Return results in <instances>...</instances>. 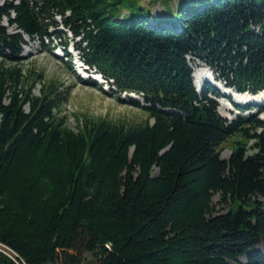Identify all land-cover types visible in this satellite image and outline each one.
I'll return each mask as SVG.
<instances>
[{"label":"trees","instance_id":"obj_1","mask_svg":"<svg viewBox=\"0 0 264 264\" xmlns=\"http://www.w3.org/2000/svg\"><path fill=\"white\" fill-rule=\"evenodd\" d=\"M3 2L0 264H264V122L249 114L264 108L227 97L239 114L220 117L223 96L195 90L187 59L236 93L264 91V0L180 2L164 21L118 18L112 0ZM25 39L50 54L72 42L108 90L59 59L76 81L146 120L69 129L72 86L23 69Z\"/></svg>","mask_w":264,"mask_h":264},{"label":"rangeland","instance_id":"obj_2","mask_svg":"<svg viewBox=\"0 0 264 264\" xmlns=\"http://www.w3.org/2000/svg\"><path fill=\"white\" fill-rule=\"evenodd\" d=\"M117 2V11L116 16L118 18H127L130 16H141L147 18L148 15L151 16V19L154 21H164L169 20L170 17L177 16V7L180 2L188 5L190 0H112ZM3 0H0V8L3 6ZM163 16H162V15ZM124 16V17H123ZM57 22L60 23L59 19ZM2 25L8 27L7 21L4 19ZM61 30V27H59ZM9 32H13L12 28H9ZM70 38V35L67 34L65 39L62 41H67ZM26 45L22 47L21 57L24 59L22 67L25 70H35L40 71L44 75L45 81H54L57 85L61 87L72 86V90L68 101L65 105L62 106L60 114L58 116L65 117V125L73 130H77V125H82L85 121H96L98 119H105L112 123H125V124H137L142 123L146 120L147 116L144 112L133 108L129 105L119 104L114 97H106L98 91L97 88L90 87L78 83L73 77L70 69L66 67L59 59L61 50H56L53 53L46 51L38 41H29L25 39ZM58 44V41L54 45ZM58 56H57V55ZM190 66L192 68V73L197 71H206L211 75V70L204 64L195 61L192 62L191 58H187ZM64 61L68 60L63 58ZM70 68H72V63L69 62ZM210 70V71H208ZM79 75L76 71H74ZM83 76H91L89 72L81 73ZM213 76V74H212ZM90 78V77H87ZM86 78V79H87ZM214 78V76H213ZM85 80V79H83ZM215 82H217L214 79ZM220 82V81H219ZM217 82L216 84L213 81L203 82L200 87L205 88L206 86L214 87L217 91L223 92L221 87L225 86L222 82ZM39 86H37V89ZM37 89L34 91L35 94H38ZM102 89H108V85L102 84ZM198 89V88H197ZM232 91V90H231ZM232 93H235L234 91ZM228 94L233 96V94ZM263 94V93H261ZM125 94L121 95L124 97ZM133 98V95H131ZM137 98V97H136ZM264 100V99H262ZM228 107V109L225 107ZM248 104V103H247ZM217 112L220 117L226 119L228 122H231L238 116L239 112L229 103H226L224 99H217ZM254 103H249V106L253 107ZM262 108H264V103H261ZM222 107L226 108V112H222ZM254 108V107H253ZM247 113L241 114L245 116ZM255 114L258 119L263 120L264 111L259 113L256 109L251 110V113ZM239 136L231 137L227 140L220 148V158L227 160L233 149V144L238 141ZM259 201L262 203L264 208V198H259ZM218 202V197L213 198V204ZM216 207V209L222 208V211L225 212L226 208ZM261 251L264 252V242H261L258 247ZM239 263L244 264L245 258L241 257L238 259Z\"/></svg>","mask_w":264,"mask_h":264},{"label":"bare ground","instance_id":"obj_3","mask_svg":"<svg viewBox=\"0 0 264 264\" xmlns=\"http://www.w3.org/2000/svg\"><path fill=\"white\" fill-rule=\"evenodd\" d=\"M61 59V58H60ZM210 71V70H208ZM212 72H211V75L209 73H207L206 71H197V72H194L192 73V77H193V85L194 87L197 89L200 88V86L202 85L203 82H210V81H213V83H217L219 82L216 78H215V75L213 74L212 76ZM214 79L217 81L215 82ZM220 83V82H219ZM224 87H221V89L223 90V93L225 94H231L233 91H230L228 89H223ZM263 93V94H261ZM233 96H234V99L237 101V102H240V103H258V104H261V103H264V91L256 94V95H250V94H242V95H236L235 93H232ZM225 107L228 109V107L226 106L225 104ZM226 108L222 107L221 111L224 113L226 112ZM263 120H264V117H263Z\"/></svg>","mask_w":264,"mask_h":264},{"label":"water","instance_id":"obj_4","mask_svg":"<svg viewBox=\"0 0 264 264\" xmlns=\"http://www.w3.org/2000/svg\"><path fill=\"white\" fill-rule=\"evenodd\" d=\"M135 99H137V98H135Z\"/></svg>","mask_w":264,"mask_h":264}]
</instances>
